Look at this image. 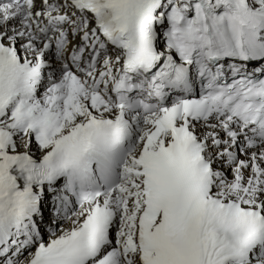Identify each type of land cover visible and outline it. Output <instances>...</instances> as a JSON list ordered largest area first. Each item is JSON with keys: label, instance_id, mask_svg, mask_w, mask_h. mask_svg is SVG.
I'll list each match as a JSON object with an SVG mask.
<instances>
[{"label": "snow or ice", "instance_id": "snow-or-ice-1", "mask_svg": "<svg viewBox=\"0 0 264 264\" xmlns=\"http://www.w3.org/2000/svg\"><path fill=\"white\" fill-rule=\"evenodd\" d=\"M0 264H264V0H0Z\"/></svg>", "mask_w": 264, "mask_h": 264}]
</instances>
